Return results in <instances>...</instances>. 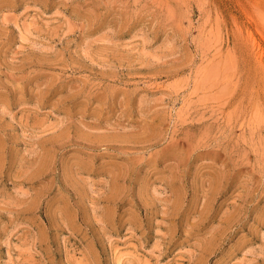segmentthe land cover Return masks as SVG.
Segmentation results:
<instances>
[{"label": "rangeland", "instance_id": "obj_1", "mask_svg": "<svg viewBox=\"0 0 264 264\" xmlns=\"http://www.w3.org/2000/svg\"><path fill=\"white\" fill-rule=\"evenodd\" d=\"M0 264H264V0H0Z\"/></svg>", "mask_w": 264, "mask_h": 264}]
</instances>
